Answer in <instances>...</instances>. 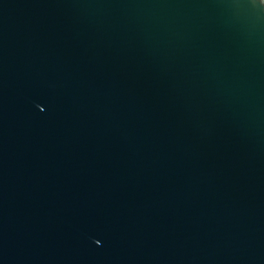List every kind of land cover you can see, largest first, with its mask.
<instances>
[{
	"label": "water",
	"instance_id": "obj_1",
	"mask_svg": "<svg viewBox=\"0 0 264 264\" xmlns=\"http://www.w3.org/2000/svg\"><path fill=\"white\" fill-rule=\"evenodd\" d=\"M0 264H264V0H0Z\"/></svg>",
	"mask_w": 264,
	"mask_h": 264
}]
</instances>
